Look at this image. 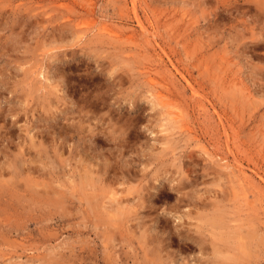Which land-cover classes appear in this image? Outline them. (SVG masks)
Returning a JSON list of instances; mask_svg holds the SVG:
<instances>
[{
  "label": "rangeland",
  "instance_id": "374dc122",
  "mask_svg": "<svg viewBox=\"0 0 264 264\" xmlns=\"http://www.w3.org/2000/svg\"><path fill=\"white\" fill-rule=\"evenodd\" d=\"M0 264H264V0H0Z\"/></svg>",
  "mask_w": 264,
  "mask_h": 264
},
{
  "label": "bare ground",
  "instance_id": "6f19581e",
  "mask_svg": "<svg viewBox=\"0 0 264 264\" xmlns=\"http://www.w3.org/2000/svg\"><path fill=\"white\" fill-rule=\"evenodd\" d=\"M102 29L104 30V31H106V32H110V34H111V32H114L113 31V28L110 26V25H108V24H103V27H102ZM113 34V33H112ZM43 72V71H42ZM41 73V72H40ZM37 74V73H36ZM158 98H159V96H158ZM176 114H178V116H180V113H178V112H176ZM74 122V121H73ZM14 125V124H13ZM73 125V124H72ZM71 126V125H70ZM29 128V127H28ZM2 129V128H1ZM2 131V130H1ZM4 133V132H3ZM2 134V133H1ZM33 138H34V136H33ZM37 145V144H36ZM42 147H43V145H42ZM34 156V155H33ZM26 157V156H25ZM32 157V156H31ZM31 157H30V159H31ZM47 157V156H46ZM54 158V157H53ZM38 159V158H37ZM49 159V158H48ZM51 161V160H50ZM27 163V162H26ZM25 165V164H24ZM50 165V164H49ZM57 165V164H56ZM18 167V166H17ZM13 168V167H12ZM47 169V168H46ZM106 169V168H105ZM30 170V169H29ZM1 171H3V170H1ZM103 171V170H102ZM30 172V171H29ZM48 172V171H47ZM86 172V171H85ZM98 172H100V171H98ZM104 172V171H103ZM131 172V171H130ZM3 173V172H2ZM29 174V173H28ZM35 174V173H34ZM132 174V173H131ZM107 175V174H106ZM18 176V175H17ZM78 176V175H77ZM94 176V175H93ZM103 176V175H102ZM20 177V176H19ZM98 177V176H97ZM130 178V177H129ZM50 179V178H49ZM100 179V178H99ZM108 179V178H107ZM10 180V179H9ZM38 180V179H37ZM81 180V179H80ZM101 180V179H100ZM34 181V180H33ZM32 181V182H33ZM15 182V181H14ZM124 183V182H123ZM44 186V185H43ZM104 186V185H103ZM185 187V186H184ZM46 189V188H45ZM138 190V189H137ZM45 191V190H44ZM110 192V191H109ZM134 192V191H133ZM143 192V191H142ZM135 193V192H134ZM125 196H126V194H125ZM110 197V196H109ZM24 198V197H23ZM105 198V197H104ZM138 198V197H137ZM61 202V201H60ZM113 202H115L116 203V205L118 206L117 208L120 210V212H121V210H123L124 211V206H125V202H124V199H122L121 198V196H118V197H114V199H113ZM135 203V202H134ZM141 203V202H140ZM63 204V203H62ZM111 204V203H110ZM204 204V203H203ZM137 206V205H136ZM112 208H113V206H112ZM137 209V208H136ZM130 211V210H129ZM129 214V213H128ZM134 216V215H133ZM112 219V218H111ZM128 220V219H127ZM138 220V219H137ZM215 220H216V218H215ZM221 220V219H220ZM111 221V220H110ZM218 221H219V219H218ZM129 222V221H128ZM130 224V223H129ZM138 224V223H137ZM222 227V226H221ZM132 228H134V227H132ZM143 231V230H142Z\"/></svg>",
  "mask_w": 264,
  "mask_h": 264
}]
</instances>
